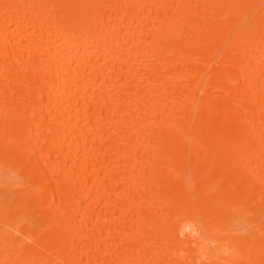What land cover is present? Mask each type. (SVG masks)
<instances>
[{"label": "bare ground", "instance_id": "obj_1", "mask_svg": "<svg viewBox=\"0 0 264 264\" xmlns=\"http://www.w3.org/2000/svg\"><path fill=\"white\" fill-rule=\"evenodd\" d=\"M0 264H264V0H0Z\"/></svg>", "mask_w": 264, "mask_h": 264}]
</instances>
